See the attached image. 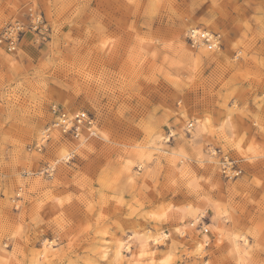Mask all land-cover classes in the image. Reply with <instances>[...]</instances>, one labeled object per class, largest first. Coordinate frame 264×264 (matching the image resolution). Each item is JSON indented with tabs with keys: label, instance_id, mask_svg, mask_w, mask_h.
Listing matches in <instances>:
<instances>
[{
	"label": "rangeland",
	"instance_id": "374dc122",
	"mask_svg": "<svg viewBox=\"0 0 264 264\" xmlns=\"http://www.w3.org/2000/svg\"><path fill=\"white\" fill-rule=\"evenodd\" d=\"M29 7L45 39L0 46V264H135L158 232L140 264H264V162L204 131L246 109L264 148V0H0V31ZM192 29L218 46L192 44ZM52 104L96 123L86 138L50 129L65 160L37 149Z\"/></svg>",
	"mask_w": 264,
	"mask_h": 264
},
{
	"label": "built area",
	"instance_id": "2783aa9c",
	"mask_svg": "<svg viewBox=\"0 0 264 264\" xmlns=\"http://www.w3.org/2000/svg\"><path fill=\"white\" fill-rule=\"evenodd\" d=\"M42 14H40L33 7H29L26 22L21 20H14L7 23L0 31V46L9 52H14L18 49L26 32H34L37 35V40L45 39V27ZM192 44H207L209 47L217 44L215 38L208 33L201 34L198 31L190 30L188 34ZM216 46V45H215ZM51 112L53 114V126L65 136H72L75 138L83 137L84 134L91 135L97 133L96 123L94 117L86 112L79 111L70 113L58 104L51 105ZM65 122H68L66 125ZM70 125V126H69ZM50 129L44 131L42 142L37 145V149L41 151L45 141L50 140ZM94 137V136H93ZM48 176H51L52 167L48 166L44 171Z\"/></svg>",
	"mask_w": 264,
	"mask_h": 264
},
{
	"label": "snow or ice",
	"instance_id": "6c2138e0",
	"mask_svg": "<svg viewBox=\"0 0 264 264\" xmlns=\"http://www.w3.org/2000/svg\"><path fill=\"white\" fill-rule=\"evenodd\" d=\"M212 47H215V45H212ZM240 112V116L236 117L234 120L233 117L230 115L227 117V119L222 120V123H220L217 127H213V121L210 116L204 118V124L206 127L204 128V131L207 133L211 129L212 133L215 134L216 132H219L223 140L225 141V146L233 150L234 152L238 153L239 158L242 162H248V163H256L258 161L264 162V148H260L258 150V145L255 144L254 141L251 140V132L245 130L244 126L240 123V117L248 115L246 109L244 110H237ZM66 125H68V122H65ZM70 126V125H69ZM257 128H260V125L257 124ZM227 131V134L224 133ZM261 132H264V128H260ZM99 135L103 138L106 142H111L108 135L104 133H99ZM50 148L53 152L58 151L60 158L62 160L69 158V153L66 147L61 146L60 144H53L51 141L48 142ZM77 149H73V151H76ZM89 151H92L89 149ZM201 167H203V164H201ZM262 180H264V176H262ZM130 184L133 183L132 180L128 181ZM257 183H260L261 181H256ZM171 183L175 184L176 180L173 179ZM191 187V186H190ZM61 206H63V201L60 202ZM71 209H65V211H70ZM171 211V209L167 210H161L156 209L152 212V215L150 216V219L153 221H164L168 219V214ZM223 215H227V212H224ZM177 232H180V229H176ZM183 235V233H181ZM167 237H164L162 240L159 237L155 238L156 244H161L166 240ZM236 239H239L237 237ZM205 243H207V240H205ZM121 248L124 247L123 244L120 245ZM194 255L200 256L205 255V249L204 244H201L200 247L196 250ZM141 257L144 256H150L152 255L149 252L141 251L140 253ZM103 260H107V255L102 256ZM147 264H177V260L174 257V254H168L164 259L157 260H151L150 262H147ZM205 264H208L207 257L205 260Z\"/></svg>",
	"mask_w": 264,
	"mask_h": 264
},
{
	"label": "bare ground",
	"instance_id": "6f19581e",
	"mask_svg": "<svg viewBox=\"0 0 264 264\" xmlns=\"http://www.w3.org/2000/svg\"><path fill=\"white\" fill-rule=\"evenodd\" d=\"M193 31L195 32V31H197L196 29H193ZM205 34V33H204ZM215 45H217L218 46V44H215ZM53 121H51V125L48 127V129H51L52 128V126H53ZM54 129H55V133H57L59 130L58 129H56L55 127H54ZM53 132V131H52ZM86 136H87V134H84L83 135V138H86ZM77 145H79V143L77 144ZM63 147H65V146H63ZM214 151V150H213ZM181 233H184V231H180V234ZM130 237H131V235H130ZM156 237H159V238H161L162 240L164 239V237H169V234L168 233H156L155 235H149V236H146L144 239H143V242H142V246H141V249L139 250V251H137L135 254H134V259H135V264H140V262H141V260H142V258L143 257H141V255H140V253H141V251H147V249H148V247H147V243H148V241L150 240V238L151 239H153V242H155V238ZM164 243V242H163ZM200 243V242H199ZM52 241H49V242H44V249H43V252H41V255L42 256H44V257H47L48 256V251H47V249H49L50 248V246H52ZM129 244H130V241L129 240H126V243H124L123 245H124V247L123 248H121L120 247V245H119V247H118V249L116 250V253L117 254H121V252L124 250V249H128L129 248Z\"/></svg>",
	"mask_w": 264,
	"mask_h": 264
}]
</instances>
